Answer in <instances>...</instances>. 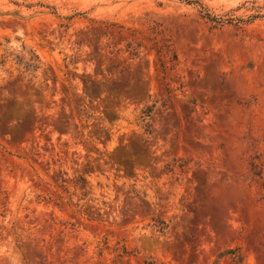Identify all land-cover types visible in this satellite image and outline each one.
Instances as JSON below:
<instances>
[{
    "label": "rangeland",
    "instance_id": "1",
    "mask_svg": "<svg viewBox=\"0 0 264 264\" xmlns=\"http://www.w3.org/2000/svg\"><path fill=\"white\" fill-rule=\"evenodd\" d=\"M0 264H264V0H0Z\"/></svg>",
    "mask_w": 264,
    "mask_h": 264
}]
</instances>
